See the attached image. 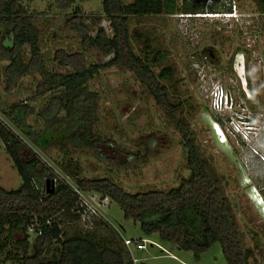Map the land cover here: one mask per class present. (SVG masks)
I'll return each mask as SVG.
<instances>
[{
  "label": "rangeland",
  "instance_id": "374dc122",
  "mask_svg": "<svg viewBox=\"0 0 264 264\" xmlns=\"http://www.w3.org/2000/svg\"><path fill=\"white\" fill-rule=\"evenodd\" d=\"M123 1L127 3L130 0ZM21 3L32 14L38 29L44 70L64 73L71 69L54 59L55 52L60 49L67 53L79 52L86 66L102 65L112 57L111 53L97 47L85 48L79 32L65 25L78 9L88 34L93 36L99 27H103L111 36L102 0H72L67 7L57 5L55 0H21ZM177 5L191 10L129 17L126 26L131 35L132 48L135 52L139 49V43L132 37L134 29L138 28L150 32L154 44L166 51L168 63L180 80L179 97L189 104L183 105V111L195 132L197 145L221 177L223 193L232 206L244 246L253 250L249 263L264 264V14L256 10L251 0H177ZM225 11L230 13L223 16L221 12ZM2 35L0 31V44L3 45ZM201 50L212 51L213 56L201 53ZM28 59V50L22 48L21 64ZM9 63L8 58L0 56V119L14 130L11 121L2 112L14 103H26L33 108V112L25 122L39 130L44 124L38 113L50 94L39 91L42 74L19 69L17 73L12 72L10 79ZM216 86L226 91L229 102H233L231 109H213L212 91ZM86 87L99 95L98 119L93 130L101 135L104 143L97 153L71 146L66 154L55 146L42 152L24 138L34 154L51 168L57 178L68 183L72 180L60 170L58 163L63 158L77 160L81 175L109 177L128 192L167 189L176 185L179 177L188 174L181 137L127 67H102ZM231 121H234V129H237L235 122L244 123L246 128L243 129L248 136L241 128H238L241 135L235 131ZM119 149L140 150L142 161L116 165L114 159L121 157ZM21 155L24 159L31 157L27 148L22 149ZM45 181L41 184L46 192ZM20 184L21 178L0 139V186L10 190ZM52 186L55 188V181L49 187ZM79 198L86 206L80 218H59L60 227L66 234L93 229L97 235L113 236L114 232L107 228L112 225L122 237L133 240L145 237L138 222L124 218L117 203L108 197L90 191L81 193ZM28 235L27 253L33 255L36 234L29 229ZM16 236L21 237L19 234ZM149 239L154 244L146 243L144 249H137L132 244L130 252L137 259L135 264H227L218 242L196 260L192 252L179 251L162 243L155 235ZM115 242L119 244L116 237ZM54 247L50 244V250L41 258L50 257ZM19 253L21 255L22 251Z\"/></svg>",
  "mask_w": 264,
  "mask_h": 264
},
{
  "label": "trees",
  "instance_id": "16d2710c",
  "mask_svg": "<svg viewBox=\"0 0 264 264\" xmlns=\"http://www.w3.org/2000/svg\"><path fill=\"white\" fill-rule=\"evenodd\" d=\"M55 1L61 7L72 3V0ZM251 1L256 10L264 14V0ZM179 9L189 11L190 8L179 7L177 0H130L127 3L123 0H102L111 36L103 27H99L93 36L88 34L76 9V14L67 19L65 25L79 32L85 48L97 47L111 53L112 57L102 65L86 66L79 52L67 53L60 49L55 52L54 59L71 67L62 73L42 68L38 29L21 0H0V31L3 34L0 56L10 61L7 67L10 79L12 72L19 69L25 72L35 70L42 74L39 91L50 92L38 113L44 124L39 130L25 122L33 112V108L26 103H14L2 112L11 121L16 133L0 119V139L21 178V184L10 190L0 186V264H134L123 237L120 232H115L112 225L105 226L115 236L97 235L93 229L66 234L61 229L60 216L78 220L85 209L79 193L90 191L117 203L124 218L138 222L145 236L143 238L155 235L162 243L179 251L192 252L196 260L218 242L227 264H250L253 250L244 246L232 206L223 193L221 177L197 145L195 132L183 111V105L189 104L179 97L180 80L168 63L166 51L154 44L150 32L138 28L134 29L132 36L139 43L138 51L135 52L131 45V35L126 26L129 17L174 14ZM22 48L29 53V59L23 65L20 62ZM111 65L127 67L135 75L155 100L166 121L181 137L188 174L179 177L176 185L163 190L128 192L109 177L81 175L77 160L63 158L58 165L64 175L72 178L68 183L57 178L25 142L24 138L42 152L55 146L66 154L71 146L97 153L104 143L101 135L93 130L98 119L99 95L87 89L86 84L100 68ZM23 148L29 150L30 158H22ZM119 150L122 160L114 159L116 165L142 161L140 150ZM43 180L49 183L55 181L53 192L43 190ZM29 229L36 234L33 255L27 253ZM115 237L119 244L115 242ZM131 240L136 247V242H141L142 237ZM50 244L55 245L53 254L41 258L50 250Z\"/></svg>",
  "mask_w": 264,
  "mask_h": 264
},
{
  "label": "built area",
  "instance_id": "2783aa9c",
  "mask_svg": "<svg viewBox=\"0 0 264 264\" xmlns=\"http://www.w3.org/2000/svg\"><path fill=\"white\" fill-rule=\"evenodd\" d=\"M220 88L221 87H217V86L214 88V97H213V101H212V103H213L212 107H213V109L215 108V110H216V108H218L220 106V102L216 98L217 92L219 91ZM79 195H81V194L79 193ZM81 204H83V203L81 202ZM84 207L86 209V206H84ZM85 209H84L83 212H85ZM123 243L130 250V247L132 245V240L130 238L123 237ZM146 243H150V245H153L154 244V241H152L149 238H142V241L141 242H136V248L137 249H143V248L146 247ZM132 261L135 264V262H137V259L134 258V257H132Z\"/></svg>",
  "mask_w": 264,
  "mask_h": 264
},
{
  "label": "clouds",
  "instance_id": "9594fccd",
  "mask_svg": "<svg viewBox=\"0 0 264 264\" xmlns=\"http://www.w3.org/2000/svg\"><path fill=\"white\" fill-rule=\"evenodd\" d=\"M228 13H230V11L225 12V13H222V14H223V16H225L224 14H228ZM212 93L214 94V90L212 91ZM216 98H217V100L220 102V106H219V107H223V108L228 109V110L232 108L233 102H232V101L229 102V98H228V96H227V93H226V91L223 90L222 88H220L219 91L217 92V96H216ZM222 98H224V101H223ZM229 106H230V107H229ZM235 116L237 117V115H235ZM231 118H232V117H231ZM239 121H241V120H239ZM233 122H234V121H231L230 124H231L232 128L234 129L235 127L232 125ZM241 122H244V121H241ZM241 122H240V123L235 122V123L237 124V129H234L235 131L240 132V131H238V128H241V129L244 131L243 128H246V126L244 127V123H241ZM248 131H249V130H248ZM244 132H245V133L247 134V136H248L247 131H244ZM239 134L241 135V132H240ZM242 136H243V135H242Z\"/></svg>",
  "mask_w": 264,
  "mask_h": 264
},
{
  "label": "water",
  "instance_id": "95a60500",
  "mask_svg": "<svg viewBox=\"0 0 264 264\" xmlns=\"http://www.w3.org/2000/svg\"><path fill=\"white\" fill-rule=\"evenodd\" d=\"M49 181H47L46 183H47V185H46V193H51V192H53V190H54V187L52 186V187H49L52 183H48ZM48 184H49V186H48Z\"/></svg>",
  "mask_w": 264,
  "mask_h": 264
},
{
  "label": "flooded vegetation",
  "instance_id": "af4514ba",
  "mask_svg": "<svg viewBox=\"0 0 264 264\" xmlns=\"http://www.w3.org/2000/svg\"><path fill=\"white\" fill-rule=\"evenodd\" d=\"M203 49H205V48H203ZM202 51H203V52H202ZM201 53H207V54L209 53V54H208L209 56H211V57L213 56L212 51H209V50H207V51H205V50H201Z\"/></svg>",
  "mask_w": 264,
  "mask_h": 264
}]
</instances>
